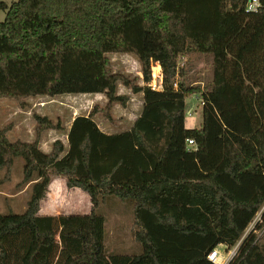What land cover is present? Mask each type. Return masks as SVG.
I'll return each mask as SVG.
<instances>
[{
	"label": "trees",
	"instance_id": "1",
	"mask_svg": "<svg viewBox=\"0 0 264 264\" xmlns=\"http://www.w3.org/2000/svg\"><path fill=\"white\" fill-rule=\"evenodd\" d=\"M246 0H0V97L102 92L44 151L43 130L63 128L33 113L31 141L0 127V166L24 159L31 189L22 212H0V264H211L219 243L234 245L264 207V7ZM212 56L204 84L186 83L187 53ZM107 52H131L141 76L114 71ZM161 67L153 89L151 62ZM120 81L142 92L130 128L106 133ZM202 98L199 126L185 124V96ZM193 138L188 144L187 138ZM90 198L87 213L40 214L54 176ZM7 176V174H6ZM133 207L138 253L108 252L101 197ZM228 264H264V208Z\"/></svg>",
	"mask_w": 264,
	"mask_h": 264
},
{
	"label": "rangeland",
	"instance_id": "2",
	"mask_svg": "<svg viewBox=\"0 0 264 264\" xmlns=\"http://www.w3.org/2000/svg\"><path fill=\"white\" fill-rule=\"evenodd\" d=\"M10 3L12 0H3ZM5 10L0 8V20L4 18ZM195 52H193L194 54ZM111 60L112 69L125 73L129 76L139 74L140 62L134 53L127 52H107ZM196 58V57H195ZM195 60V61H194ZM192 64V56L185 61L180 60V65L185 69V81L189 83L191 80L199 78L206 80L210 78L212 72L210 57L204 56L203 63L196 66L197 59ZM182 62V63H181ZM159 66L157 61L151 62V80H158V75L153 74V67ZM196 66L195 69L192 66ZM161 71V67H160ZM159 71V73H160ZM158 73V74H159ZM124 85L118 81L117 92L124 91ZM130 91V88H127ZM25 104L21 105L19 101L12 97H0V127L8 126L6 134L9 139H22L31 141L34 139V126L36 120L33 113L45 114L53 122L60 121L66 127L73 116L78 114H86L94 103L105 104L107 97L102 92H81V93H61L55 96L46 94L30 95L24 98ZM137 102V99L135 103ZM124 106L119 102H115L112 113L121 115L120 117H132L133 113L124 112ZM94 120L105 126L109 122L101 113L94 115ZM124 123V119L122 120ZM185 123L190 125L191 122L185 117ZM124 127V125H122ZM123 127L116 126V129ZM58 132L57 136L64 137L65 129L57 130L54 128L42 131L41 137L47 136L41 141L40 148L49 150L52 140L55 139L51 132ZM41 139V138H40ZM66 139V138H65ZM43 140V139H42ZM190 145V144H189ZM24 159L21 155H16L7 171L6 166H0V212H22L26 206V201L30 194L31 184L21 182L22 166ZM7 174V176H6ZM40 214H60V213H87L90 210L91 202L89 195L83 190H72L68 188L59 177L54 178L48 188V192L42 204H40ZM264 208V207H263ZM262 208V209H263ZM261 210H259L253 220L249 223L241 238L232 246L225 243H219L215 246L221 254V260L218 264H228L236 253L238 244L251 231H256L259 235L261 232L257 228V222L260 221ZM96 210L105 217V246L107 251L115 253H138L141 251V243L134 236L136 224L134 222L133 207L126 199H121L115 195L109 194L101 197ZM220 257H217L219 260Z\"/></svg>",
	"mask_w": 264,
	"mask_h": 264
},
{
	"label": "crops",
	"instance_id": "3",
	"mask_svg": "<svg viewBox=\"0 0 264 264\" xmlns=\"http://www.w3.org/2000/svg\"><path fill=\"white\" fill-rule=\"evenodd\" d=\"M121 53H127V52H121ZM189 56H192V64L195 61L194 59H197L196 66H198V67L203 63L202 59H203L204 56H209L210 57V63H211V60H212L211 54L204 53V52H197V51L194 54H193V52L187 53L182 58L186 61ZM196 66L193 65L192 68L195 69ZM211 75H212V72L210 74V77H211ZM206 80H200L199 78H197V79L191 80L188 84H190V85L200 84L202 86ZM127 88H129V87L124 85V89L125 90L122 93L127 94L129 96V98L126 101V103L123 105L124 106L123 109H124V112L133 113L134 115L132 117L123 118L124 119V123H122L123 119L120 117L121 115H116L113 112L112 113L113 119L111 121L109 120V122L107 124H105V126H103L102 124L100 125L99 123L96 122L98 124V126L101 128V130H103L106 133H116V132L127 130L128 128H130V126L132 125L133 121L140 114V112L142 110V107H143V95H142V92H140V91L139 92H133L131 89H130L131 90V92H130V91H127ZM136 99H137V102L135 103ZM201 101H202V98H201L200 94L196 93V92H192L191 94H188V95L185 96L186 109L189 108L190 110H192L193 115H194L192 117H187L189 119V121L191 122V124L187 125L185 123L186 126H188V127L199 126V124L201 122V116H200L201 105H202ZM113 106H114V104H113ZM113 106H112V108H113ZM73 117H72V119H73ZM93 118H94V116H93ZM72 119L70 120L69 124L66 127H64V125H63V128H60V129L54 128V129H57V130L65 129V132L63 134H64V137L66 139L65 138L63 139V137L57 136L58 132L56 130H53V133L51 132V135L54 138H60L63 141L64 144H67V131H68V128L70 126V123H71ZM122 125H124V127ZM116 126H120V127H123V128L116 129L115 128ZM40 138H41L40 139L41 141H44L47 138V136H45V138L40 136ZM40 140H39V146L41 145V141ZM45 151H48V150H45ZM56 177H59L60 180H62L63 183L65 184V178L60 176V175L54 176L52 178V180L54 178H56ZM51 181L49 183V186L51 184ZM68 188H71L73 191L77 190V189L80 190V188H78V187H68ZM42 200H41L40 204H42ZM39 209H41V206H40Z\"/></svg>",
	"mask_w": 264,
	"mask_h": 264
},
{
	"label": "built area",
	"instance_id": "4",
	"mask_svg": "<svg viewBox=\"0 0 264 264\" xmlns=\"http://www.w3.org/2000/svg\"><path fill=\"white\" fill-rule=\"evenodd\" d=\"M260 7H264V0H246L244 4V10L245 11H257ZM148 85L153 89H160L162 87V74L160 71V75L158 76V80L152 79V81L148 82ZM202 102V101H201ZM186 117H192L193 112L189 108L185 111ZM187 143L192 144L193 138H187ZM217 257H220L219 260H217ZM208 258L211 260V264H218L221 260V254L218 249L214 248L211 250L208 254Z\"/></svg>",
	"mask_w": 264,
	"mask_h": 264
},
{
	"label": "bare ground",
	"instance_id": "5",
	"mask_svg": "<svg viewBox=\"0 0 264 264\" xmlns=\"http://www.w3.org/2000/svg\"><path fill=\"white\" fill-rule=\"evenodd\" d=\"M159 71H160V67L157 65V66H155V67H153V74L156 76V75H160V73H159ZM159 73V74H158ZM157 76V77H158Z\"/></svg>",
	"mask_w": 264,
	"mask_h": 264
}]
</instances>
